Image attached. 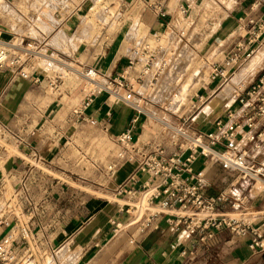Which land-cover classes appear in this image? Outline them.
Wrapping results in <instances>:
<instances>
[{
	"label": "rangeland",
	"instance_id": "374dc122",
	"mask_svg": "<svg viewBox=\"0 0 264 264\" xmlns=\"http://www.w3.org/2000/svg\"><path fill=\"white\" fill-rule=\"evenodd\" d=\"M211 1L215 6L207 7ZM251 2L253 0H195L190 3L191 11L186 17L177 14L168 26L158 25L156 29L150 30L151 24L142 14L145 8L143 2L139 1L140 8L137 11L125 13L120 10L119 1L114 0L111 5L106 0H91L86 12H79L80 24L76 30L65 31L60 29L62 22L65 16L72 14L78 4L77 0H0V28L13 36L8 37L12 42L10 44L16 41V37L27 36L46 45L40 48L41 54L34 55L38 62L36 68L47 72L36 100L40 108H45L44 114L49 115L48 119L51 121L42 117L43 112L39 110L42 114L41 121H35L34 124L37 127L44 125L56 135L54 152L47 150L24 156L17 147L20 138L0 126V177H4L6 182L0 195V210L12 211V217L17 216L23 224H33L32 228L37 234L34 233L36 236L31 242L29 264H80L82 260L91 262L94 251L84 255L83 245L70 243L67 238L77 227L83 225L82 221L77 222L78 211L82 208L80 203L90 198L87 204L89 207L94 200L95 191L100 192L97 195L103 196L101 198H104L105 204L110 203L108 206L112 212V215H108L102 243L115 241L127 247L129 232L134 231V228H124L127 223L126 216L119 213L126 201L105 188L108 183L94 165L100 164L103 167L113 161L117 151L113 141L116 135L112 132L114 128L107 125L106 130L105 119H99L95 125L77 121L75 112L81 109L84 97L90 92L97 93L96 90L108 89L109 80L104 77L105 72L96 68L102 79L100 84H91L78 76L72 68L76 65L85 72V65L95 68L94 63L103 56H129L131 49L139 45L149 33L158 32L163 35L162 43L166 48L169 65L154 91L138 87L139 93L147 98L142 102L144 115L141 117L139 136L143 126L144 130L139 142L145 146L158 145L170 151L175 150L182 142L181 131L193 134L196 130H204L226 108H236V103L233 102L238 94L260 73L262 67L250 76L248 72L257 59L253 57L259 51L264 53V40L262 48L260 46L255 55L234 71L227 82L211 80L212 66L222 64L230 50L244 36L245 30L241 22ZM200 6L204 7L199 8ZM149 16L152 21L154 16ZM182 19L192 21L186 30L179 26ZM217 21L220 23L215 25ZM0 32L2 33L1 30ZM180 32H183V37L179 36ZM168 38L173 45H166L165 40ZM16 42L25 47L22 40ZM7 48L9 57L26 58L22 49H15L12 45ZM50 59L66 63L71 70L64 68L63 63L53 64ZM176 61H191V68L178 70L163 88L166 73ZM196 70L206 71L207 80L196 78L197 83L190 82L189 77ZM243 72L248 73L247 80L237 83L236 80ZM50 78H59L56 87L49 85ZM228 85L231 87V94L220 105L215 97ZM185 86L188 90L184 103L177 106V101L172 105ZM239 89L241 90L238 93ZM99 95L108 104H113L112 107L118 108L114 97L109 93L102 92ZM207 105L214 106L213 115L202 113ZM37 114L38 112L34 115ZM116 127H119V123ZM17 156L23 157L27 164L19 172L21 178H16L15 173L6 172ZM226 178L229 179L225 175L223 180ZM232 189L247 197V209L241 212L227 207L223 211L243 221L256 218L254 225L259 226L264 221V184L254 186L250 194L242 184ZM72 199L76 204L74 206L69 203ZM8 201L10 204H7ZM113 222L122 224L118 232H113ZM71 226L74 227L69 229ZM76 234L75 232L73 237ZM252 239V234L241 237L229 229H221L211 243L207 246L198 243L192 250L193 254L184 258L191 259L196 264H218L236 246L246 240L249 245ZM121 253L120 250L118 256ZM252 264H264V258Z\"/></svg>",
	"mask_w": 264,
	"mask_h": 264
},
{
	"label": "built area",
	"instance_id": "2783aa9c",
	"mask_svg": "<svg viewBox=\"0 0 264 264\" xmlns=\"http://www.w3.org/2000/svg\"><path fill=\"white\" fill-rule=\"evenodd\" d=\"M119 1H122L121 8L126 10L124 4L129 7L135 0ZM170 1L153 0L145 3L155 13L161 26L171 24L177 14L186 17L190 13L188 0H179L174 8L170 6ZM244 15L241 25L245 34L222 64L212 66V81L220 79L227 82L233 72L262 45L264 0H253ZM179 36L183 37V33L180 32ZM19 39L25 43V47L17 44ZM162 40L163 35L160 33H149L139 45L131 49L123 72L107 78L108 89L90 92L85 96L81 109L75 111L77 121L97 124V120L84 113L97 95L106 92L114 97L115 104L132 112L125 129L113 138L117 147L113 161L103 167L94 164L95 168L108 183L105 188L126 201L119 210L120 214L126 216L124 228H134L135 233L145 235L159 231L163 221L168 227L183 232V244L191 241V247L185 248L181 252L182 256L193 254L192 250L198 243L207 246L221 229H229L241 237L252 234L249 248L253 254L264 258V221L255 226L256 218L243 221L220 210L226 206L243 212L247 209V197L238 191L229 190L208 195L205 190V169H191L194 161L203 158L205 165H217L229 177L231 187L242 184L250 194L257 183L264 184V68L238 94L233 102L236 108H226L223 114L213 120L211 131L200 129L193 134L181 131L182 142L172 151L158 145L145 146L139 142V128L144 115L142 102L147 98L139 93L138 87L147 84L149 90L154 91L167 69L169 60ZM16 41L12 47L25 51L26 58H11L7 48L0 46V69H8L13 75L29 79L32 84L40 86L44 79L32 76L22 66L30 59L36 60L34 55L39 54L44 45L27 36L16 37ZM86 70L88 79L94 80L96 73L100 75L96 68L87 67ZM58 79H48L49 85L56 87ZM109 124L110 120H107L104 124L106 130ZM125 165L133 169L122 183L116 184L117 174ZM3 178L0 177V195L6 184ZM142 178L145 179L140 183ZM112 183L113 187L110 186ZM7 204H10L9 201ZM11 212L0 210V264H29L31 242L37 233L32 228L33 224L21 223L17 216L12 217ZM113 225L115 231L122 228L120 222H113Z\"/></svg>",
	"mask_w": 264,
	"mask_h": 264
},
{
	"label": "crops",
	"instance_id": "0c3cea01",
	"mask_svg": "<svg viewBox=\"0 0 264 264\" xmlns=\"http://www.w3.org/2000/svg\"><path fill=\"white\" fill-rule=\"evenodd\" d=\"M77 1L78 4H76L72 14L65 16L60 29H64L65 31H75L80 24L79 12L81 10L86 12L89 7L88 3H90L91 0ZM129 1L130 0H128V2ZM139 1L143 2L145 6L142 10V14L146 21L150 22V30L156 29L155 27L159 25L156 15L145 5L146 2H152L153 0H135L129 5V7L124 4L127 8L126 10L125 8H120V10L125 13L137 11L140 8ZM188 1L192 4V1L194 2L195 0ZM113 2L114 0H106L107 4L112 5ZM119 2L122 3V1ZM170 6L172 7L175 5H171L170 2ZM149 15L154 16L152 21ZM0 30L2 31V33L0 32V39L8 44L12 43L8 38L13 37L11 33H8L1 28ZM39 44L42 43L40 42ZM45 46L46 45H44V47ZM262 46L260 48H262ZM262 50H264V48ZM47 54L52 55L49 53ZM127 57L128 56L126 55H119L113 58L103 56L94 63V67L99 68L100 72H105L103 75L107 79L123 72L127 65ZM253 58L262 59L260 65L254 63L252 66L251 71L256 73L260 67H262L260 71L264 68V53L262 54L261 51H259ZM50 62L60 65L57 60L50 59ZM37 64L38 62H36V60L30 59L23 63L22 67L24 70L29 71L32 76H39L44 79V74L46 75L47 72L40 68H36ZM85 67L91 66L85 65ZM99 77L102 79L100 75ZM41 87L42 84L40 86L34 85L29 79L13 75L8 69H0V126L20 138L17 147L19 152L24 156H32L35 154L34 152L40 153L41 151L47 150L54 152L56 149V135L48 131L44 125L37 127L34 124L35 121H41V112H43L42 117L45 119H48L49 116L44 114L45 111L43 110H45V108H40L36 100V95ZM112 106L113 104H108V101H104L101 95H97L94 98L92 105L85 111L84 115L93 117L97 122H99V119L110 120L109 126L111 129L114 128L112 132L117 135L125 129L129 118L132 116V112L124 106L118 105L117 109ZM39 110L41 112H39ZM36 112H38L37 116L34 115ZM47 121H51V119H48ZM118 123L119 127H116ZM212 129L213 127L211 123L203 131H211ZM143 130L139 136V140L143 134ZM10 165L11 166L6 169V172L10 174L15 173L16 178H21L19 172L27 166L24 158L17 156L11 161ZM202 168L205 169L206 173L207 186L205 190L208 195H213L222 190H229L230 192L237 191L236 189H232L233 187L228 183L227 178L226 180H223V177H225L226 174L223 173L217 165H208V163L205 165L203 163V158L197 159L191 165V169L194 171H199ZM16 169H18V171ZM132 169V166L125 165L117 174L115 183H122ZM144 179L145 178H142L140 183L143 182ZM140 183L137 187H139ZM113 185L114 183L110 186L113 187ZM95 193L96 194L93 195L94 200L89 207L87 204L90 198L85 200L82 199L83 202L80 203L82 208L78 211L79 216L77 222L80 220L83 225L77 227L67 238V240H70V243L83 245L85 250L84 255L94 251L91 257V262L87 263L82 260L79 262L80 264H196L192 262L193 260L186 259L184 258L185 256L181 255V252L185 248L191 247V241L183 244V232L168 227L163 221L161 222L160 230L157 232H149L145 235H139L138 233H135V231L129 232L130 239L127 247H125L124 244L120 245L115 241H106L105 243H102L103 232H105L104 228L108 220V215H112V212L111 207L108 206L110 203L107 202V204H105L104 198H101L103 196L97 195V193L100 192L95 191ZM69 203L71 206H74L75 204L73 199ZM227 209L226 206H222L220 210ZM73 227L74 226H71L69 229H72ZM68 232L69 230L67 233ZM75 232L77 234L73 237ZM247 242L248 241L246 240V242L244 241L236 246L229 254L224 258H221L218 261V264H252L263 258L261 255L253 254L249 245L246 244ZM120 250L122 253L118 256Z\"/></svg>",
	"mask_w": 264,
	"mask_h": 264
},
{
	"label": "bare ground",
	"instance_id": "6f19581e",
	"mask_svg": "<svg viewBox=\"0 0 264 264\" xmlns=\"http://www.w3.org/2000/svg\"><path fill=\"white\" fill-rule=\"evenodd\" d=\"M171 2V5H176L177 4V0H171L170 1ZM212 3H210V4H208V6L207 7H210V8H212L211 7V5L212 6H215V3H213V1H211ZM191 7H192V5H190ZM228 6V5H227ZM175 6H172V8H174ZM201 7H204V6H200L199 8H201ZM205 10V9H204ZM190 11H191V9H190ZM206 11V10H205ZM221 11V10H220ZM109 13V12H108ZM180 27H182L183 29H188L189 28V26L192 24V21L191 20H189V19H182L180 22ZM220 23V21L218 22H216L215 23V25H218V24ZM178 24V23H177ZM216 27V26H215ZM214 30V29H213ZM183 33V32H182ZM203 34H205V33H203ZM207 34V33H206ZM208 36V35H207ZM210 36V35H209ZM191 37V36H190ZM201 37V36H200ZM206 37V36H205ZM207 38V37H206ZM191 39H192V37H191ZM165 42H166V45H169V44H171L170 42H171V40L168 38L167 40H165ZM198 42V41H197ZM14 44V43H13ZM177 45H178V43H176ZM196 43H194V45H195ZM198 44V43H197ZM224 44V43H223ZM10 45H12V44H8V43H6V42H4V41H2L1 39H0V46H4V47H8V46H10ZM171 45H173V44H171ZM15 48V47H14ZM198 48V47H197ZM8 49V48H7ZM16 49V48H15ZM214 53H215V51H214ZM257 53V52H256ZM255 53V54H256ZM39 54H41V52L39 53ZM47 54V53H46ZM183 55V54H182ZM190 56H191V54H190ZM183 58L185 59V55L183 56ZM190 58V57H189ZM187 59H188V56H187ZM261 58H257L255 61H254V63L255 64H261ZM58 62H60V61H58ZM191 61H189V62H181V61H176V62H174L171 66H170V68L168 69V71H167V73H166V78H165V80H164V85H163V88L165 87V86H167V84H168V82L170 81V79L173 77V75H174V73H177V71L179 70V71H181V68L182 69H188V68H191V63H190ZM60 63H63V65H64V68H67V69H69V70H71V68L70 67H68V66H66L67 64L66 63H64V62H60ZM253 63V64H254ZM62 65V66H63ZM73 70H75L76 71V73H78V76H80L81 78H83V79H86L88 82H90L91 84H100V77H99V75H98V73H96L95 75H94V80H91V79H88V77H86V75H87V71H85V72H82L80 69H78V67H74V68H72ZM249 76H250V74H253V72L251 71V68H250V70H249ZM248 73L247 72H243V73H239L240 75H239V77H238V79L236 80V82L237 83H240V82H243V81H245V80H247V77H248ZM176 75V74H175ZM97 76V77H96ZM190 82H194V83H197V79L196 78H199V79H205V80H207V77H206V71L205 72H203L202 70H196V71H194L191 75H190ZM189 85V84H188ZM187 85V86H188ZM146 86V87H145ZM145 86L144 85H142L141 86V89L143 90H145V89H147L148 88V85L147 84H145ZM187 86H185L184 88H183V91L176 97V99L175 100H173V102H172V105L174 104V103H176L177 101V106H178V104L180 105V104H182V103H184V101H185V99H186V96H185V93H186V91L188 90L187 89ZM191 87V86H190ZM199 86H197V88H198ZM163 88H162V90H163ZM190 89V88H189ZM242 89V88H241ZM241 89H239L238 90V93H239V91L241 90ZM94 90H96V89H94ZM103 90V89H102ZM104 90H107V89H104ZM141 90V91H142ZM96 91H98V90H96ZM169 91V90H168ZM178 93V92H177ZM230 94H231V87L228 85L227 87H225L224 89H223V91L220 93L219 92V95L217 94V97H215L216 98V101H217V103H219L220 105H221V103H223V102H225V100H227L228 99V97L230 96ZM173 97V96H172ZM175 97V96H174ZM202 113L203 114H205V115H213L214 114V106L212 107L211 105H207L204 109H203V111H202ZM208 117V116H207ZM167 128V127H166ZM167 129H169V128H167ZM175 130H177V131H181V129H178V128H174ZM258 184H263V183H257L256 185H258ZM64 256V255H63ZM48 263V262H47Z\"/></svg>",
	"mask_w": 264,
	"mask_h": 264
}]
</instances>
